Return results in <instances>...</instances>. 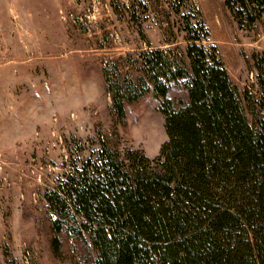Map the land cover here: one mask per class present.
I'll return each mask as SVG.
<instances>
[{"label": "trees", "instance_id": "obj_1", "mask_svg": "<svg viewBox=\"0 0 264 264\" xmlns=\"http://www.w3.org/2000/svg\"><path fill=\"white\" fill-rule=\"evenodd\" d=\"M225 4L245 30L264 16V0ZM194 12L181 15L184 50L141 52L137 80L106 70L118 122L128 104L160 101V155L103 140L46 191L54 251L63 232L87 250L75 264H264V51L252 55L258 91L242 93ZM173 86L187 97L171 98Z\"/></svg>", "mask_w": 264, "mask_h": 264}, {"label": "rangeland", "instance_id": "obj_2", "mask_svg": "<svg viewBox=\"0 0 264 264\" xmlns=\"http://www.w3.org/2000/svg\"><path fill=\"white\" fill-rule=\"evenodd\" d=\"M189 5L0 0V264H75L87 252L66 232L58 235L60 255L54 251L45 194L73 164L95 158L103 140L160 155L167 140L160 101L149 94L130 103L118 122L106 70L137 80L141 52L184 50L183 12L201 13L210 31L204 44L216 49L240 91H258L252 55L264 51V16L245 30L225 0ZM169 96L187 93L173 86Z\"/></svg>", "mask_w": 264, "mask_h": 264}]
</instances>
